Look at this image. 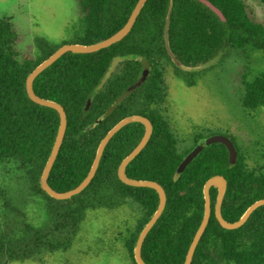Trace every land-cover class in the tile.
Listing matches in <instances>:
<instances>
[{"label": "trees", "instance_id": "16d2710c", "mask_svg": "<svg viewBox=\"0 0 264 264\" xmlns=\"http://www.w3.org/2000/svg\"><path fill=\"white\" fill-rule=\"evenodd\" d=\"M136 1L78 0L80 12L95 17L94 26L100 18L96 27L100 35L94 42L121 28ZM209 1L221 10L224 20L199 0H147L122 39L91 53L66 52L33 80L35 93L60 103L66 114L63 140L47 178L56 191L71 189L85 177L100 140L120 119L141 114L152 122L149 140L126 168L131 177L158 182L166 193L164 209L141 246L147 264H183L203 215L201 189L209 177L220 174L227 181L221 214L228 221L237 220L248 206L264 198V170L248 168L239 151L230 162L221 143L202 149L179 172L181 155L176 153L174 133L159 110L165 92L164 64H172L191 84L187 76L196 72L193 68L213 62L230 47L250 46L264 52V24L250 17L243 0ZM260 2L264 5V0ZM17 41L10 19L0 18V264L40 260L45 253L69 248L88 210L120 205L128 196L144 210L126 243L137 264L133 248L157 207L158 196L152 188L122 183L117 167L139 142L142 124L128 123L111 137L95 175L81 192L68 199L49 196L40 187V176L59 115L27 96L25 80L58 47L38 40L42 52L32 57L18 51ZM114 58L119 59L117 72L103 79ZM141 59L150 66L146 79L96 122L139 77ZM243 86V106L264 108V69L244 80ZM190 264H264V205L234 229L222 228L211 212Z\"/></svg>", "mask_w": 264, "mask_h": 264}, {"label": "rangeland", "instance_id": "374dc122", "mask_svg": "<svg viewBox=\"0 0 264 264\" xmlns=\"http://www.w3.org/2000/svg\"><path fill=\"white\" fill-rule=\"evenodd\" d=\"M243 2L250 17L264 24L260 0ZM2 17L10 19L18 34V51L32 57L42 52L38 40L59 47L90 44L100 35L96 28L100 18L94 26L95 17L81 13L78 0H0ZM118 62L113 59L103 79L117 72ZM163 66L165 92L159 110L178 138L179 150L202 137L222 134L230 137L248 168L264 170V108L249 109L242 104L243 82L264 69V52L250 46L230 47L210 64L196 67L187 76L191 84L172 64ZM143 211L125 200L120 205L90 209L69 248L45 253L40 260L9 264H134L126 243Z\"/></svg>", "mask_w": 264, "mask_h": 264}, {"label": "water", "instance_id": "95a60500", "mask_svg": "<svg viewBox=\"0 0 264 264\" xmlns=\"http://www.w3.org/2000/svg\"><path fill=\"white\" fill-rule=\"evenodd\" d=\"M147 0H137L134 7L132 8L126 22L124 25L119 28L117 31L112 33L111 35L100 39L96 42L90 43V44H81V43H65L61 46H59L53 53H51L47 58H45L43 61H41L38 65H36L27 75L25 80V90L27 96L35 103L47 106L50 108H53L57 111L59 115V126L57 129V133L53 142V145L51 147L50 153L47 157V160L45 162V165L42 169L41 176H40V187L51 197L55 199H68L72 197L75 194H78L81 192L91 181L93 176L95 175V172L97 170V167L99 165L100 158L102 156V152L104 147L106 146L107 142L111 139V137L124 125L131 123V122H140L144 125V134L138 144L126 155L121 162L119 163L117 167V178L124 184L135 186V187H149L156 191L158 194V204L154 212L152 213L151 217L148 219V221L145 223V225L140 230L138 237L135 242V246L133 248V257L137 264H147L142 256H141V246L143 243V240L148 233V231L151 229V227L154 225L160 214L162 213L165 202H166V194L163 189V187L156 181L148 180V179H134L127 176L125 172L126 165L141 151V149L145 146L147 141L149 140V137L152 133V123L150 120L143 115H129L122 119H120L116 124H114L102 137L100 140L96 153L94 155L93 161L91 163L90 169L85 175V177L73 188L68 189L66 191H56L53 189L47 181L49 172L51 170V167L56 159V156L58 154L60 145L63 140V136L65 133L66 128V114L64 111V108L62 105L56 101H53L51 99L43 98L39 95H37L33 89V80L34 78L47 66H49L51 63H53L58 57H60L62 54L66 52H72V53H91L94 51H97L101 48L108 47L112 43H115L122 39L131 29L133 23L136 20V17L138 16L140 10L142 9L143 5L145 4ZM205 5H207L209 8H211L222 20L225 19L223 13L221 10L216 7L211 1L209 0H199ZM173 61L177 64L178 62L173 59ZM210 64V63H209ZM141 65H142V71L139 77L129 86H127L110 104L104 113L102 114L101 118H98L96 122H99L102 118H106L114 109L116 106L119 105L128 95H130L148 76L150 71L149 63L145 59H141ZM190 70L191 68H184ZM193 68L192 70H194ZM91 103V97H89L85 103V110L88 109L89 105ZM212 143H221L225 146V148L228 151V158L230 162H234L237 158V149L233 143V141L230 139V137L222 134H212L209 136H205L200 138L196 144L193 146V148L185 155V157L182 159V161L179 163L177 170L181 172L187 164L205 147ZM227 181L224 178L223 175L216 174L211 177H209L203 186L204 191V199H205V205H204V213L202 216V219L199 223V226L197 227L192 240L188 246V249L185 254V259L183 264H190L195 248L198 244V241L208 223V219L210 216V199H209V188L211 186L218 187V193L216 197V204H215V217L219 223V225L222 228L225 229H234L242 225L245 220L248 218L250 213L257 208L260 205H264V198L258 199L255 202H253L248 208L244 211V213L235 221H228L223 218L221 214V202L225 194Z\"/></svg>", "mask_w": 264, "mask_h": 264}, {"label": "flooded vegetation", "instance_id": "af4514ba", "mask_svg": "<svg viewBox=\"0 0 264 264\" xmlns=\"http://www.w3.org/2000/svg\"><path fill=\"white\" fill-rule=\"evenodd\" d=\"M137 89V88H136ZM135 89V90H136ZM134 90V91H135ZM129 96V95H128ZM127 96V97H128ZM126 97V98H127ZM137 115H141V114H137ZM144 116V115H143ZM150 120V119H149ZM151 122V121H150ZM138 123H140V122H138ZM152 123V122H151ZM140 124H142V123H140ZM142 126H143V134H144V125L142 124ZM168 126H169V128H170V130H171V126H170V124H169V121H168ZM152 130H153V124H152ZM171 132L173 133V130H171ZM143 134H142V136H143ZM142 136H141V138H142ZM151 136V135H150ZM173 137H174V139H175V146H176V153L178 154V155H181V160H180V162L182 161V159L185 157V155L193 148V146L196 144V142H197V140L196 141H193V143H192V145L190 146V147H188V148H186L184 151H180L179 150V147H178V144H179V142H178V138L175 136V135H173ZM140 138V139H141ZM150 138V137H149ZM140 141V140H139ZM138 144V143H137ZM146 145V144H145ZM142 150V149H141ZM179 162V163H180ZM130 163V162H129ZM128 163V164H129ZM128 164L126 165V167H125V172H126V174H127V176L128 177H130V178H134V177H131L130 175H129V173L126 171V168H127V166H128ZM189 164V163H188ZM187 164V165H188ZM178 167V166H177ZM185 169V168H184ZM183 169V170H184ZM182 170V171H183ZM134 179H140V178H134ZM127 185V184H126ZM127 186H130L131 187V185H127ZM162 186V185H161ZM203 186H204V184H203ZM203 186H202V189H201V192H202V197H203V213H204V205H205V199H204V191H203ZM135 187V186H134ZM226 187H227V185H226ZM164 189V188H163ZM226 191V190H225ZM213 192H215L214 193V200L213 201H211V194L213 193ZM217 193H218V187H216V186H211L210 188H209V191H208V194H209V199H210V214H211V212H213V214H214V216H215V204H216V197H217ZM166 194V193H165ZM157 196H158V194H157ZM125 201H127L129 204L130 203H132V202H134L133 200H132V198L130 197V196H128L127 197V199L125 200ZM203 216V215H202ZM210 217V216H209ZM216 218V217H215ZM202 219V218H201ZM209 220V219H208ZM217 220V219H216ZM218 222V221H217ZM194 235V234H193Z\"/></svg>", "mask_w": 264, "mask_h": 264}]
</instances>
